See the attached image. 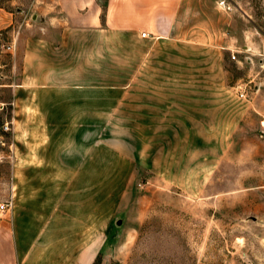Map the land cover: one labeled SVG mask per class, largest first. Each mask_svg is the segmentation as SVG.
I'll use <instances>...</instances> for the list:
<instances>
[{"label": "crops", "instance_id": "crops-1", "mask_svg": "<svg viewBox=\"0 0 264 264\" xmlns=\"http://www.w3.org/2000/svg\"><path fill=\"white\" fill-rule=\"evenodd\" d=\"M27 10L30 33L17 15ZM231 21L217 0H0V40L19 28L0 86L14 106L0 264H90L87 202L127 184L135 161L167 184L200 183L199 138L225 136L250 112L227 94L225 58L247 47Z\"/></svg>", "mask_w": 264, "mask_h": 264}, {"label": "rangeland", "instance_id": "rangeland-1", "mask_svg": "<svg viewBox=\"0 0 264 264\" xmlns=\"http://www.w3.org/2000/svg\"><path fill=\"white\" fill-rule=\"evenodd\" d=\"M217 1L230 12L231 34L245 35L239 46L247 47L238 49L236 60L228 52L224 69L227 94L249 102L250 112L225 136L199 138L200 183L167 184L142 160L134 162L127 184L101 186L103 200L87 202V232L81 234L88 246H98L90 264H264V0ZM17 15L32 32L29 10ZM9 31L0 40V86L11 83L19 28ZM9 99L0 87V132L14 119ZM123 139L130 150L150 145L147 138L136 145ZM156 139L152 149L160 153L165 144ZM12 175L11 166L0 164V203L9 197Z\"/></svg>", "mask_w": 264, "mask_h": 264}, {"label": "built area", "instance_id": "built-area-1", "mask_svg": "<svg viewBox=\"0 0 264 264\" xmlns=\"http://www.w3.org/2000/svg\"><path fill=\"white\" fill-rule=\"evenodd\" d=\"M223 2H221V5ZM146 33H141V37H145ZM230 58L236 60L238 50L229 51ZM239 98H244L242 92L239 93ZM13 121L5 122L1 127L0 132V164L8 162L10 165L14 161L13 140L10 138L13 133ZM13 208V197L10 195L3 203H0V217L8 215Z\"/></svg>", "mask_w": 264, "mask_h": 264}]
</instances>
